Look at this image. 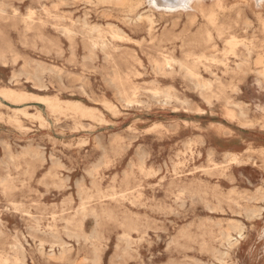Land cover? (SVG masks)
Here are the masks:
<instances>
[{
  "label": "rangeland",
  "instance_id": "obj_1",
  "mask_svg": "<svg viewBox=\"0 0 264 264\" xmlns=\"http://www.w3.org/2000/svg\"><path fill=\"white\" fill-rule=\"evenodd\" d=\"M121 1L0 0V264H264L256 7Z\"/></svg>",
  "mask_w": 264,
  "mask_h": 264
},
{
  "label": "bare ground",
  "instance_id": "obj_2",
  "mask_svg": "<svg viewBox=\"0 0 264 264\" xmlns=\"http://www.w3.org/2000/svg\"><path fill=\"white\" fill-rule=\"evenodd\" d=\"M68 1V0H67ZM69 1H71V0H69ZM104 1V0H103ZM106 1V0H105ZM117 1H119V0H117ZM122 1H125V0H122ZM121 1V2H122ZM206 1H211V3H212V5H211V7H209V8H205V4H206ZM226 0H141V2L142 3H146L147 5H148V7H149V9L150 10H158V11H162V12H167V13H170V14H172V13H174V12H177V13H180V12H185V13H187V14H189V13H192L193 15H195L196 13H198V14H201L203 17H207V21L208 22H210V23H212V24H214V26L216 27V30H217V32H218V34L219 35H222L224 32H225V30H230V28L232 27V24L231 23H229L228 21H225V19H224V17L225 18H228V17H230L231 15H228V16H226V13H224V9L226 8V2H225ZM245 2H246V4H251L252 6H255L256 7V10L257 11H255V9H254V11L256 12V17H257V19L262 23V28H264V0H244ZM65 2V1H64ZM102 2V1H101ZM118 4V3H117ZM116 4V5H117ZM120 4V3H119ZM118 4V5H119ZM8 6V5H7ZM6 6V7H7ZM133 6V4H131V7ZM8 8V7H7ZM1 9V8H0ZM16 9H14V11H15ZM34 10V9H33ZM241 10H242V8H240L239 6H238V8H236V13H237V17H239V15L240 14H242V12H241ZM4 11V10H3ZM28 11V10H27ZM27 11H25V12H27ZM74 11V10H73ZM217 11V12H216ZM0 12H1V10H0ZM16 12V11H15ZM17 12H18V10H17ZM31 12V11H30ZM216 12V13H215ZM5 13V12H4ZM28 13V12H27ZM71 13V12H70ZM18 14V13H17ZM72 14V13H71ZM152 14V13H151ZM220 14H221V16H220ZM33 15V14H32ZM32 15H29V17L31 16V17H33ZM30 17V18H31ZM148 17V16H147ZM219 17V18H218ZM60 19V18H59ZM58 19V20H59ZM65 20V19H64ZM77 20H79L78 18H77ZM219 20H221L222 22H220V23H218L217 21H219ZM240 19H238L237 21H239ZM237 21H234L233 23H236ZM244 21H245V19H244ZM243 21V22H244ZM248 21H250L249 19H248ZM84 22H85V19H84ZM34 23V22H33ZM86 23V22H85ZM83 25H84V23H82ZM220 24V26H218ZM93 25V24H92ZM96 25V24H95ZM238 25V24H237ZM243 25V24H242ZM247 25H248V23H247ZM246 25V26H247ZM250 25V24H249ZM85 26H86V24H85ZM94 26V25H93ZM100 26V25H99ZM105 26H107V25H105ZM112 26V25H111ZM111 26H109V27H111ZM95 27V26H94ZM98 26H96V28H95V30L96 29H98L97 28ZM101 27V26H100ZM64 29V28H63ZM66 29V28H65ZM64 29V30H65ZM111 29V28H110ZM113 30V29H112ZM118 30V29H117ZM117 30H116V34H118V36L122 33H117ZM99 31V30H98ZM119 31V30H118ZM120 31H121V29H120ZM96 32V31H95ZM253 32V31H252ZM251 32V33H252ZM92 33V32H91ZM101 33V32H100ZM68 35V34H67ZM251 35V34H250ZM127 37V36H126ZM218 38H219V36H218ZM246 38V37H245ZM243 39V38H242ZM251 39H248L247 40V42H249ZM233 42H234V37L231 35L230 37H229V39L228 40H226V45L230 48V50L232 49V47H233ZM103 43V42H102ZM224 44V43H223ZM243 44V42L240 44V46ZM92 45V44H91ZM102 47H105V46H102L101 45V50L103 49ZM94 48V47H93ZM103 51V50H102ZM135 51V50H134ZM248 52H249V50H247ZM213 55V54H212ZM211 55V57H213ZM232 55L233 56H235V57H237L238 55L236 54V53H234V52H232ZM109 57V56H108ZM88 58V57H87ZM105 59H106V55H105ZM84 60H86V59H84ZM199 60V59H198ZM172 61V60H171ZM170 60H169V58H163V61L160 63V66L159 67H166V66H171V62ZM255 61V60H254ZM256 61H257V63H264V55H259L258 56V58L256 59ZM107 62V61H106ZM218 62V61H217ZM224 62V65H228L229 63H227V62H225V61H223ZM234 62V61H233ZM236 63V65H239L240 64V62L239 63H237V62H235ZM218 64V63H217ZM180 65H181V68H190V67H194L193 65H187V64H185V63H180ZM179 68H180V66H178ZM226 68V67H225ZM187 71V70H186ZM189 71V70H188ZM114 72V71H113ZM186 73V72H185ZM114 74V73H113ZM213 74V73H212ZM211 74V75H212ZM35 75V74H34ZM185 75V74H184ZM183 75V76H184ZM188 75V74H187ZM191 76V75H190ZM189 76V77H190ZM218 77V76H217ZM191 78V77H190ZM37 79H38V77H37ZM110 81H112L111 79H110ZM208 84H209V81H208ZM33 85V84H32ZM112 85H113V83H112ZM114 87H116L115 86V84H114ZM202 87V86H201ZM204 88V87H203ZM165 90V89H164ZM119 92V91H118ZM150 92V91H149ZM153 93V92H152ZM5 94V96L6 97H8V98H12V99H18V98H21V97H25V96H27V95H19V94H17L15 91H13V90H11L10 92H5L4 93ZM33 94V93H32ZM154 94V93H153ZM121 95V94H120ZM46 96H48V95H46ZM58 97V96H57ZM174 97V96H173ZM120 99H122V98H120V96H119V99L118 100H120ZM171 99V98H170ZM176 99V98H175ZM178 100V99H177ZM125 101V100H124ZM165 101V100H164ZM163 101V102H164ZM127 102V101H126ZM143 102V101H142ZM180 102H181V100H180ZM43 103V102H42ZM128 103V102H127ZM137 103V102H136ZM139 103H141V102H139ZM125 104V103H124ZM138 104V103H137ZM195 104V103H194ZM125 106H126V104H125ZM128 106V105H127ZM115 107H116V105H115ZM130 107V106H129ZM242 111V110H241ZM63 129V128H62ZM116 133V132H115ZM115 133H113V134H115ZM117 135H118V133H117ZM98 139V138H97ZM99 140V139H98ZM111 143V141H109V144ZM189 144V143H188ZM100 145V144H99ZM111 145V144H110ZM109 145V146H110ZM29 146V145H28ZM27 148V147H26ZM29 148V147H28ZM35 148V147H34ZM39 148V147H38ZM29 149H27V151H28ZM26 151V152H27ZM17 152V151H16ZM25 152V153H26ZM30 153V152H29ZM140 153H141V151H140ZM142 154H143V151H142ZM145 154V153H144ZM7 155V154H6ZM36 156V155H35ZM142 156V155H141ZM51 157V156H50ZM139 157V156H138ZM143 157H144V155H143ZM143 157H141V158H143ZM140 158V159H141ZM176 158H178V157H176ZM231 158H234V157H231ZM51 159V158H50ZM235 159V158H234ZM142 160V159H141ZM140 160V161H141ZM236 160H234V162H235ZM230 162V161H229ZM142 164H143V162H141ZM253 164V163H252ZM78 182V181H77ZM78 184V183H77ZM76 184V185H77ZM78 186V185H77ZM84 192V191H83ZM79 194V193H78ZM83 194V193H82ZM81 194V195H82ZM258 213H259V211H258ZM238 221V220H237ZM240 222V221H239ZM39 227H40V225H38ZM47 227V226H46ZM40 229V228H39ZM46 229V228H45ZM36 231H37V229H36ZM241 231L239 230V236H241V233H240ZM231 239H232V237H231V235H227V242H230L231 241ZM20 247H21V245H20ZM49 249V248H48ZM219 262V261H218Z\"/></svg>",
  "mask_w": 264,
  "mask_h": 264
}]
</instances>
